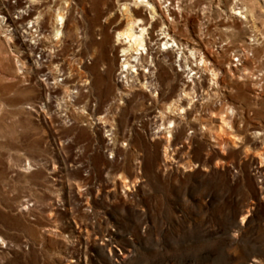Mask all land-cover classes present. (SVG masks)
Listing matches in <instances>:
<instances>
[{
	"label": "rangeland",
	"instance_id": "obj_1",
	"mask_svg": "<svg viewBox=\"0 0 264 264\" xmlns=\"http://www.w3.org/2000/svg\"><path fill=\"white\" fill-rule=\"evenodd\" d=\"M163 6L157 81L114 0H0V264H264V0Z\"/></svg>",
	"mask_w": 264,
	"mask_h": 264
},
{
	"label": "bare ground",
	"instance_id": "obj_2",
	"mask_svg": "<svg viewBox=\"0 0 264 264\" xmlns=\"http://www.w3.org/2000/svg\"><path fill=\"white\" fill-rule=\"evenodd\" d=\"M166 2L167 0H114L115 10L120 14L121 18L125 19V24L127 26L124 31L118 33L119 38L117 39L122 50V55L124 57L123 64H126L127 68L130 66H135L139 62V58L137 56H134L133 52H131V48L129 47L130 44L129 46L121 45L124 43L120 40L127 39V41H131L132 39V43H135L136 46L146 47L148 54H151L155 49L156 55L159 53L162 56V60L163 50L160 49L159 44L163 43L166 45L171 40L172 42L175 41L172 38L171 34L168 32L169 27L165 25V22L163 21V17L166 20L168 19L166 15L167 10H169V14L171 12L169 8H164L165 5L163 6V4ZM171 14L174 13L171 12ZM168 23L169 25H171L169 21ZM150 24L153 28L156 29L157 33L151 34L149 37L143 40V38H141V33L143 32L145 27ZM137 28L139 29V34L135 33V29ZM176 62L177 60L174 59V63ZM138 64L139 66L136 70H134L135 72L139 73L138 68L141 66L145 67V72H148L150 75L152 74V76H154L157 81H160L159 74H155L154 72L155 66L159 68V71L163 68L160 62L155 61V63L152 64L149 61L147 62L145 56H142L140 58V63ZM190 68L193 70V67ZM146 77L147 74L142 72L141 78L143 79V84L147 83ZM147 86L149 85L147 84ZM156 99L163 103V93H160L159 97H156L155 100Z\"/></svg>",
	"mask_w": 264,
	"mask_h": 264
},
{
	"label": "built area",
	"instance_id": "obj_3",
	"mask_svg": "<svg viewBox=\"0 0 264 264\" xmlns=\"http://www.w3.org/2000/svg\"><path fill=\"white\" fill-rule=\"evenodd\" d=\"M13 22V21H12Z\"/></svg>",
	"mask_w": 264,
	"mask_h": 264
}]
</instances>
